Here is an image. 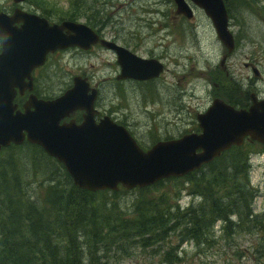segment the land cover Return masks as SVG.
<instances>
[{
    "label": "rangeland",
    "instance_id": "rangeland-1",
    "mask_svg": "<svg viewBox=\"0 0 264 264\" xmlns=\"http://www.w3.org/2000/svg\"><path fill=\"white\" fill-rule=\"evenodd\" d=\"M223 1L235 44L228 55L209 18L189 2L191 19L177 13L173 0H24L22 4L0 0V10L13 15L15 9H20L45 18L49 24L67 22L65 18L74 15V22L95 30L104 41L163 64L158 78L118 80L120 68L115 53L99 45L89 51L73 48L55 52L34 73L36 98L45 100L61 96L72 87L75 77L86 80L98 91L95 119L109 117L148 150L159 141L199 134L196 115L204 113L214 99H228L238 109H248L251 103L246 96L250 93L264 98V0ZM253 69L257 74L252 73ZM28 98L26 95L19 105ZM243 145L244 153L249 155V183L256 191L251 208L260 216L264 213V145ZM38 151V146L24 143L0 153V200H9L7 209H17L20 216L29 210L30 201L47 209V188L55 183L66 185L61 164ZM176 179L164 180L146 196L169 206L179 204L180 209L202 203V198L193 194L194 188L189 189L183 178ZM116 192V196L109 195L113 198L109 215L127 216L138 191L121 187ZM6 215L1 209L0 217ZM236 220L231 217L238 224ZM206 239L209 243L201 247L182 244L178 255L182 261L178 264H264V234L257 230L230 234L222 231L218 221ZM138 241L102 244L105 246L97 252L85 248L87 258L82 262L164 264V251L169 245H177L178 237L151 248H143Z\"/></svg>",
    "mask_w": 264,
    "mask_h": 264
},
{
    "label": "water",
    "instance_id": "water-1",
    "mask_svg": "<svg viewBox=\"0 0 264 264\" xmlns=\"http://www.w3.org/2000/svg\"><path fill=\"white\" fill-rule=\"evenodd\" d=\"M20 4L23 0H12ZM178 14L187 19L193 11L186 0H173ZM209 18L217 39L230 54L234 39L228 28L223 0H189ZM0 151L23 142L39 146L46 155L62 164L75 187L87 192L143 189L168 179L192 173L211 163L245 138L264 145V99L250 95L247 110H238L221 99L197 114L199 134L160 141L143 151L123 126L109 117L94 120L96 89L75 77L72 87L61 96L37 99L30 94L22 105L17 95L32 92L31 73L42 66L49 53L68 48L88 50L100 44L115 52L120 67L118 80L157 78L163 66L153 59H141L112 42L99 40L84 24L62 22L49 25L36 15L15 10L0 12ZM226 55L220 61L223 66ZM257 74L255 69L252 70ZM90 92V93H89ZM82 111V122L73 119Z\"/></svg>",
    "mask_w": 264,
    "mask_h": 264
},
{
    "label": "trees",
    "instance_id": "trees-1",
    "mask_svg": "<svg viewBox=\"0 0 264 264\" xmlns=\"http://www.w3.org/2000/svg\"><path fill=\"white\" fill-rule=\"evenodd\" d=\"M65 19L74 22L77 17L68 15ZM20 101L23 100L16 99ZM225 101L238 109L230 100ZM246 145L232 147L211 163L181 177L189 189L194 188L193 194L202 198L198 206L180 209L179 204L169 206L148 198L146 194L161 186V180L136 188L139 196L132 203V211L123 217L117 213L109 215L108 207L113 201L109 195L116 196V191L81 190L73 185L61 165L66 185L55 183L47 188V209L30 201L29 210L20 216L17 209H7L9 200H0V211L7 212L0 217V264H83V258H87L85 248L97 252L105 246L102 244L117 245L135 239L143 248H151L172 236L178 237V244L169 245L164 251L163 263L178 264L182 261L178 256L181 245L189 242L201 247L209 243L206 238L218 221L226 233L257 230L264 234V213L255 215L251 208L250 200L256 191L249 183ZM38 148V153L44 155ZM234 216L238 224L231 221Z\"/></svg>",
    "mask_w": 264,
    "mask_h": 264
},
{
    "label": "flooded vegetation",
    "instance_id": "flooded-vegetation-1",
    "mask_svg": "<svg viewBox=\"0 0 264 264\" xmlns=\"http://www.w3.org/2000/svg\"><path fill=\"white\" fill-rule=\"evenodd\" d=\"M34 73H35V71H34L33 74H32V76H33V77H32V78H33V81L35 80V79H34ZM33 90H34L33 93L36 95L37 92H36V89H35V85H34V83H33ZM26 93H27V92H24V94L21 96V98H24V97L26 96ZM36 96H38V95H36ZM21 107H22V104H21ZM73 115H74V116H73ZM73 115H72L73 118H75V117L78 116V119H79V120L81 119V120L79 121V123L82 121V115H83V112H80V111H79V112H77L76 114L74 113ZM96 115H97V114H96ZM72 116L70 117L71 119H72ZM75 120H76V119H75ZM79 123H77V124H79Z\"/></svg>",
    "mask_w": 264,
    "mask_h": 264
}]
</instances>
